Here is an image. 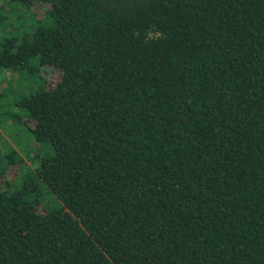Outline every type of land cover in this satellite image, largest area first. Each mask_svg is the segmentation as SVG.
Masks as SVG:
<instances>
[{
	"label": "trees",
	"instance_id": "16d2710c",
	"mask_svg": "<svg viewBox=\"0 0 264 264\" xmlns=\"http://www.w3.org/2000/svg\"><path fill=\"white\" fill-rule=\"evenodd\" d=\"M48 67L0 82L47 148L0 158V264H264V0H0V75Z\"/></svg>",
	"mask_w": 264,
	"mask_h": 264
},
{
	"label": "rangeland",
	"instance_id": "374dc122",
	"mask_svg": "<svg viewBox=\"0 0 264 264\" xmlns=\"http://www.w3.org/2000/svg\"><path fill=\"white\" fill-rule=\"evenodd\" d=\"M16 20V17L13 18ZM44 78L38 77L33 81L23 79L20 73L7 72L0 75L1 87L13 88L16 90L27 89V85L43 83L47 87L55 86L61 80V74L53 67H48L43 71ZM13 147L18 155L24 160V163L17 162L16 165L9 167V175L12 180L18 179L24 175L26 170L36 171V167L40 164V158L46 154V147L37 142L29 131L22 125L18 124L13 118L0 117V158H7L6 154ZM6 160V159H5ZM58 203V198L54 194H48L46 204L51 206Z\"/></svg>",
	"mask_w": 264,
	"mask_h": 264
}]
</instances>
